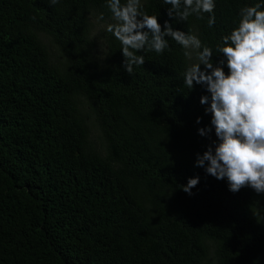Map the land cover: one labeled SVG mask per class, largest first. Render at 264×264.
Masks as SVG:
<instances>
[{
	"label": "trees",
	"instance_id": "1",
	"mask_svg": "<svg viewBox=\"0 0 264 264\" xmlns=\"http://www.w3.org/2000/svg\"><path fill=\"white\" fill-rule=\"evenodd\" d=\"M214 2L212 27L163 0L141 11L197 35L216 66L239 10L264 0ZM111 23L106 0H0V264H264V193L196 166L219 141L181 46L137 52L130 76Z\"/></svg>",
	"mask_w": 264,
	"mask_h": 264
},
{
	"label": "clouds",
	"instance_id": "2",
	"mask_svg": "<svg viewBox=\"0 0 264 264\" xmlns=\"http://www.w3.org/2000/svg\"><path fill=\"white\" fill-rule=\"evenodd\" d=\"M58 2L49 0L51 5ZM163 2L171 6L167 11L169 18L187 21L195 15L204 19V13H208V26L215 23L214 0ZM106 7L114 21L107 25V31L120 42L123 67L130 76L135 67L145 62L144 55L137 52L162 54L169 49L165 37L181 46L185 58H194L195 62L182 74L183 84L187 89L194 83L206 86L210 103L208 96H202L200 103L209 104L205 112L211 114V125L219 141L214 142V147L208 146L203 155H197L196 166L204 167L217 180L226 178L233 193L244 187L264 193V4L239 10L236 26L215 45V53L223 56L216 66L212 62L213 48L202 44L191 32L173 30L167 21L162 30L156 15L141 11V0H106ZM98 19L102 20L103 15ZM199 134L204 136L205 130ZM198 182V177L190 178L186 186L180 187L191 195L190 190Z\"/></svg>",
	"mask_w": 264,
	"mask_h": 264
},
{
	"label": "rangeland",
	"instance_id": "3",
	"mask_svg": "<svg viewBox=\"0 0 264 264\" xmlns=\"http://www.w3.org/2000/svg\"><path fill=\"white\" fill-rule=\"evenodd\" d=\"M90 21L93 24V26L90 29V40L93 41L94 43L93 48L96 50V54L100 57L102 55L101 50L102 48L104 49V47L102 46V36H101V32L103 31L104 25L100 23L98 19H96L95 17H91ZM48 48L50 50V53H52L51 50H53V47L48 46ZM194 62H195L194 58L191 61L188 60L189 65Z\"/></svg>",
	"mask_w": 264,
	"mask_h": 264
}]
</instances>
